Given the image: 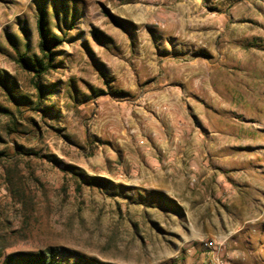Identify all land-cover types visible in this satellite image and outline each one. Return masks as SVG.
Returning a JSON list of instances; mask_svg holds the SVG:
<instances>
[{
  "label": "rangeland",
  "instance_id": "1",
  "mask_svg": "<svg viewBox=\"0 0 264 264\" xmlns=\"http://www.w3.org/2000/svg\"><path fill=\"white\" fill-rule=\"evenodd\" d=\"M40 2L0 0V75L20 98L0 85L5 253L54 245L118 264H216L202 240L221 232L225 258L237 250L245 263L264 264V64L232 58L238 31V55L264 60V0H67L79 15L61 30L62 17L50 15L64 41L41 83L52 92L36 108L33 73L17 51L41 56ZM247 124L253 132L242 131ZM236 129L253 144L228 147ZM53 155L126 188L80 186ZM169 182L182 192L168 193ZM204 188L208 196H198ZM237 190L247 194L242 209ZM206 202L248 223L205 234L206 212L195 228L190 221Z\"/></svg>",
  "mask_w": 264,
  "mask_h": 264
},
{
  "label": "trees",
  "instance_id": "2",
  "mask_svg": "<svg viewBox=\"0 0 264 264\" xmlns=\"http://www.w3.org/2000/svg\"><path fill=\"white\" fill-rule=\"evenodd\" d=\"M49 1H52L53 12L49 9ZM104 12L114 24L127 31V22L125 20L111 13L107 8H104ZM50 15H54L57 19L62 17V22L59 23V21H57L56 23V26L61 30V24L64 26L67 21H73L77 15H79V12L77 8H71L67 0H41L36 20L39 38L38 46L41 52L40 57L36 56L32 59L26 52H20L17 46L13 43V37L9 36V40L13 41L11 43L15 46V49L18 50V63L33 73V85L38 96V101L35 106L36 108L42 106L48 95L52 92V90L44 89L41 83L44 75L56 67L54 61L57 54H59L57 48L60 47L64 41L63 38L58 36L51 30V28H49L51 23ZM21 30L25 36L28 35L27 30L24 27H21ZM25 46L29 48V43L27 42ZM99 73L103 78H105L102 71H99ZM0 85L5 90L9 99L16 102L19 101L20 98L13 92L7 76L0 75ZM116 93L120 94L125 92L119 91ZM44 108V111L48 112L53 109V106H46ZM6 155L7 154L4 151H0V159ZM49 159L56 165H60L64 170L71 173L80 186L87 185L89 187L98 188L107 192L111 187L119 189L126 188L123 184L116 185L114 181L107 177L90 175L79 166L67 163L54 155L51 158L49 156ZM114 193L118 192L115 191ZM156 194H160L162 197L166 198L163 193L156 192ZM9 245H11V242L8 240V236L6 237V235L0 233V264H118L87 256L66 247L54 245L40 248L38 250H17L6 254L5 249Z\"/></svg>",
  "mask_w": 264,
  "mask_h": 264
},
{
  "label": "crops",
  "instance_id": "3",
  "mask_svg": "<svg viewBox=\"0 0 264 264\" xmlns=\"http://www.w3.org/2000/svg\"><path fill=\"white\" fill-rule=\"evenodd\" d=\"M243 37L244 36L242 34H239L238 31H235L233 33L232 39H233V42L235 44V48L232 49L233 52L235 53L234 56L232 57L234 59L233 60V64H236V63L237 64L238 63H240V64H264V60L250 61V60H248V55H243V56L242 55H240V56L238 55L239 54V53H237L238 50H239L238 49L239 48L238 47V43L241 41L240 39L243 38ZM245 37H248V36H245ZM248 50H247V52H248ZM259 51L263 52L261 50L252 48V53H254V54L258 53ZM256 55H258V54H256ZM141 56L142 55H140V57ZM258 57H259V55H258ZM140 60H141L140 63H142V58H140ZM148 62H149V64H153V58H150L148 60ZM241 110L246 111L243 108L239 109V105H238L237 112H241ZM246 112H248V111H246ZM250 116H252V115H250ZM245 118L251 120V122H254L253 118L252 119L247 118V117H245ZM257 123L263 124L262 121H258ZM240 128L242 129V131L244 130L245 132H253V131H251L252 130L251 128L254 129L253 125H249V124L241 125ZM237 132H238V129H236L234 131L235 136H233V140H231V142L229 143L228 147H230V148H247V147L251 146V144H253V141L249 140L248 136H246L245 137L246 139H244V140H238V137L236 136L238 134ZM200 145H201V143H199V146ZM225 145H227V144H225ZM225 145H224V147H226ZM246 159H248V161H249V160L252 159V157L248 155V156H246ZM236 163H238V161H236ZM245 163H247V161L246 162H240V164H242V167L246 166ZM246 180H248V179H246ZM209 182H211V180L207 179L206 180V185ZM183 188H184V186H183ZM165 189H166V191L168 193H171L172 195L180 194L179 191L182 192V190H179V188L174 187L171 184V182L167 183V185L165 186ZM209 191H211V190L210 189L206 190V188H204V190H201V193H197V194L200 197H202V196L207 197L208 195L207 194H203L202 192H204V193L207 192L208 193ZM214 191H216V190L214 189ZM187 192H190V191L187 190ZM246 195L247 194H245L243 191H238V190L235 191V194L233 196L235 198V201H233L235 208L242 209L243 208V204H247L248 200L244 199V197H246ZM187 204H190V201H188ZM206 204L207 205H211V207L209 209H206V210L205 209L202 210L201 208L198 207L197 208L198 212L195 211L197 213V216L191 218V221H190V224L192 225V227L195 228V224L194 223L197 220L201 219L200 217H201V214H203V211L206 212V216L203 217L201 219V221H205L206 227L210 231H206L205 234H210V235L214 236L215 233H216L215 229H223L224 230L226 228H230L231 226H232V228L242 229L246 225V223H248V221H241L240 219H237V218H235L234 220H231L229 214H227L228 212H225L224 210L219 209L218 207H216L214 205V203H210L209 204V202H206ZM190 212H191V209H190ZM197 234H198V236L199 235L201 236L204 233L202 234V233L197 232ZM218 235H219L220 239L216 238V241L221 240V242H224L222 239L226 240V238H227V236L225 234L221 233V232H219ZM236 251L237 250L232 251L231 256H228L231 259V263L232 264L245 263L244 260H241L239 258L240 256H239V254ZM222 253L224 254V250H222ZM205 254H206V252H205Z\"/></svg>",
  "mask_w": 264,
  "mask_h": 264
},
{
  "label": "built area",
  "instance_id": "4",
  "mask_svg": "<svg viewBox=\"0 0 264 264\" xmlns=\"http://www.w3.org/2000/svg\"><path fill=\"white\" fill-rule=\"evenodd\" d=\"M202 248L206 254L211 255L213 261L216 264H232L230 258H225L222 253L223 244L216 240H202ZM238 264H247V263H238Z\"/></svg>",
  "mask_w": 264,
  "mask_h": 264
}]
</instances>
